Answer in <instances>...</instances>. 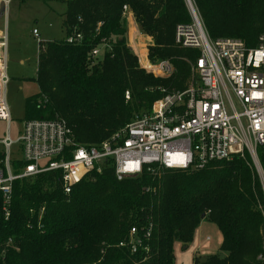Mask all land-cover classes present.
<instances>
[{"label":"trees","instance_id":"trees-1","mask_svg":"<svg viewBox=\"0 0 264 264\" xmlns=\"http://www.w3.org/2000/svg\"><path fill=\"white\" fill-rule=\"evenodd\" d=\"M192 1L211 39L236 38L254 47L264 34V0ZM62 2L66 36L76 29L82 41L44 44L37 58L40 93L26 99L24 120L60 116L78 143L98 145L136 114L149 112L163 90L188 87L189 62L199 52L175 44L177 25L191 22L185 0ZM124 6L154 40L149 59L169 60L174 66L170 78H155L139 67L128 46ZM103 42L109 46L90 67L91 52ZM260 162L264 170V155ZM250 163L249 156L235 157L198 171L162 170L122 181L105 168L74 186L69 195L56 173L17 181L9 219L0 196V264H173L174 242L190 244L206 217L220 230L219 250L226 256L195 257L193 264H262L258 257L264 255V217L259 206L264 190L259 176H252ZM149 225L151 236L144 239ZM134 227L143 244L135 254L119 247ZM9 239L13 247L5 246Z\"/></svg>","mask_w":264,"mask_h":264},{"label":"built area","instance_id":"built-area-1","mask_svg":"<svg viewBox=\"0 0 264 264\" xmlns=\"http://www.w3.org/2000/svg\"><path fill=\"white\" fill-rule=\"evenodd\" d=\"M12 1L0 0V17ZM186 2L191 22L177 25L175 44L199 52V57L189 62L188 87L182 91L163 90L164 95L149 112L136 114L125 127L98 145L78 143L72 127L60 116L24 120L18 137L11 136L8 37L0 33V122L6 125L5 137L0 140V196L5 219L11 216L14 183L47 173L58 174L66 195L93 172L101 173L105 168L113 169L116 179L122 181L162 170L198 171L213 162L249 156L264 177L260 162V155H264V34L254 47L236 38L211 39L191 0ZM122 19L128 46L142 67L155 78H170L175 71L172 63L152 62L147 45L143 64L137 47L142 46L144 34L130 7H123ZM33 36L40 46L39 54L44 46L37 29ZM64 41L79 44L82 34L75 29ZM108 46L103 42L91 52V64ZM129 96L127 92L126 100ZM259 209L264 217V204ZM151 228L149 225L144 231V239L150 238ZM12 244L9 239L5 246L13 247ZM142 246L135 227L130 229L128 241L119 244L130 248L133 254ZM144 249L148 251L147 247ZM259 260L264 263V255Z\"/></svg>","mask_w":264,"mask_h":264},{"label":"rangeland","instance_id":"rangeland-1","mask_svg":"<svg viewBox=\"0 0 264 264\" xmlns=\"http://www.w3.org/2000/svg\"><path fill=\"white\" fill-rule=\"evenodd\" d=\"M191 2L194 5L192 0ZM185 3L187 6L186 0ZM194 7L198 13L195 5ZM65 12L66 4L61 0H29L23 3L14 1L9 6L7 12L0 17V33H6L8 37V76L11 79L8 88V104L13 120L11 125V136L14 139L18 137L25 118L26 99L40 93L36 82L37 58L40 46L33 36V30H38L40 39L43 41V46L48 41L65 40L66 32L63 26ZM153 42L154 40L152 37L144 34L141 39L142 46H140V48L137 47L138 54L141 53L140 57L143 64H146L144 55V50L146 49L144 46L147 45L151 47ZM104 51L105 49H103L100 57L97 58L90 67L99 63L103 57ZM132 52L137 58L138 56H136L134 50ZM137 59L139 67L149 74V72L142 67L139 58ZM21 62H23V64H21ZM190 80L191 78L188 79V83ZM5 128V123L0 122V140L5 137ZM248 167L252 176L255 173L258 176L260 175L258 178H260L263 187L264 177L262 174H259L252 161ZM221 243L222 234L220 230L206 217L197 228L193 241L190 244L183 246V244L178 241L174 242L173 264H193L195 257L206 260L213 254H218L223 258L226 256V253L219 250ZM258 261H261L259 257Z\"/></svg>","mask_w":264,"mask_h":264},{"label":"crops","instance_id":"crops-1","mask_svg":"<svg viewBox=\"0 0 264 264\" xmlns=\"http://www.w3.org/2000/svg\"><path fill=\"white\" fill-rule=\"evenodd\" d=\"M21 64H23V62H21Z\"/></svg>","mask_w":264,"mask_h":264}]
</instances>
